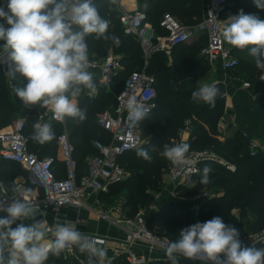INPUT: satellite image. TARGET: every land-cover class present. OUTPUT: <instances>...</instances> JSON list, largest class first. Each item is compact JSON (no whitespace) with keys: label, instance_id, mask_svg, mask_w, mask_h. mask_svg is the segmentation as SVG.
I'll list each match as a JSON object with an SVG mask.
<instances>
[{"label":"trees","instance_id":"trees-1","mask_svg":"<svg viewBox=\"0 0 264 264\" xmlns=\"http://www.w3.org/2000/svg\"><path fill=\"white\" fill-rule=\"evenodd\" d=\"M138 8L147 12L148 21L159 33H164L160 28V21L163 13L171 12L179 21L184 24H196L204 18L205 8L202 0H137ZM99 10L100 15L109 20L107 36L113 35L120 38V45L116 46L111 39H96L95 34L89 35L86 40L88 44L89 57H104L110 51L122 55L124 68L118 70L111 90L98 82L97 71H93L94 81L97 85V92L94 97L86 94L85 89L78 98V106L87 109V119L77 123L72 118L67 117V127L72 143L75 145L74 157L77 161V176L82 177L88 172V157L98 154V150L93 145V140L100 139L108 141L110 133L97 124L96 115L98 112L111 108L116 103V95L123 89L125 80L129 73L135 69H140L145 64V56L140 40L130 33H126L120 20V10L118 0L111 3V0H93ZM145 3L148 8L145 9ZM243 9L247 14H258L264 10L258 9L253 0H228L227 14L236 15ZM264 19V13L260 17ZM206 35H201L193 42L180 43L172 47V60L168 62L165 51L153 54L148 61L147 71L156 78L157 107L148 114V117L140 121L139 130L143 141L138 148L149 150L152 156L151 162L137 156V149L128 151L119 157V162L126 166L128 171L134 173L124 181L111 185L108 193H101L100 199L108 201L113 199V191L117 186L127 181V195L129 200L127 205L134 201L135 209H130L126 215L133 216L138 211L139 206H150L154 201V195L149 188L156 187L162 172L169 165L161 153L163 146L168 145L171 138L176 137L180 128L186 120L192 122L190 142L194 149L211 148L217 154L233 162L237 168L235 171L227 169L214 161H204L200 163V173L197 182L193 186H179L180 194L195 195L207 188L221 189L219 195L210 196L199 200L200 208L196 215L189 203L172 202L164 203L156 211L151 219L147 221L155 225L154 232L167 237L175 242L179 238L180 230L191 226L197 222H205L214 216H219L226 224L230 213L239 209V213L254 212L257 214L254 228L257 231L264 229V149L258 150L256 154H251L250 141L252 138L264 140V83L258 81V76L262 72L255 65L254 60L244 61L239 59L238 65L233 69H228L232 76L239 77L242 74L250 81V89H237L233 96V110L237 117L238 126L233 135L220 139L218 123L226 111L227 86L218 81L215 84L220 89V95L215 100V107H211L204 102H196L192 99V92L197 90L190 86H182L184 76L191 77L193 74L202 76L205 72L196 66L193 54L199 51L203 61L209 66L208 61L202 56L201 50L207 44ZM235 51V50H234ZM250 56L248 52H233ZM192 61V63H191ZM190 62L191 64H188ZM242 72V73H241ZM183 75L180 78L177 76ZM200 78V77H199ZM25 79L16 73L12 86L4 79L0 69V128L7 125L17 115L27 117L25 132L28 136V147L30 151L36 152L40 157L46 155L57 156L58 136L63 131L60 122L52 121L51 127L55 133L52 141L41 145L34 142L31 137L34 133V125L37 115L43 108L29 107L16 96L14 89L23 87ZM259 90L257 98L252 97V92ZM245 132L247 135H245ZM156 151H152V147ZM205 166L212 169L210 173V183L201 184V173ZM19 173L25 172L19 163L2 159L0 161V179L7 186L13 184L14 178ZM24 173V174H25ZM55 173L57 177L66 174L64 164L57 158L55 162ZM128 179V180H127ZM241 222L235 224L239 229ZM151 229V230H152ZM257 248H264V244L258 243ZM76 254L82 257L87 264L86 254L79 252L74 246ZM56 262L58 264H72L68 258L49 257L46 264ZM114 264H129L124 255H119ZM150 264H171V262L154 259ZM178 264H185L181 261Z\"/></svg>","mask_w":264,"mask_h":264},{"label":"clouds","instance_id":"clouds-1","mask_svg":"<svg viewBox=\"0 0 264 264\" xmlns=\"http://www.w3.org/2000/svg\"><path fill=\"white\" fill-rule=\"evenodd\" d=\"M253 3L264 10V0ZM144 7L147 9L148 4ZM0 20L8 25L0 23V40L5 42L0 54L9 62L8 74L15 78L19 73L26 81L23 87L14 89L16 96L26 106L49 110L57 121L66 117L77 123L85 121L87 109L78 106V98L84 89L91 94L97 92L89 70L94 65L86 38L95 34L96 39H111L120 45L118 36L106 35L110 21L100 15L93 0H7V11L0 6ZM221 36L233 48L246 50L256 67L264 71V19L241 9L224 20ZM191 95L194 101L215 107L220 89L215 83H204ZM126 108L128 119L134 123L148 117V108L135 96L127 99ZM54 138L50 123L34 125V142L43 145ZM189 148L187 143L166 144L161 154L171 163L180 164ZM152 151H156L155 146ZM136 154L152 160L147 149L138 148ZM211 171L208 166L203 168L201 184L210 183ZM9 190L12 196L0 195V212L6 213L0 217V264H46L50 255L59 258L72 246L86 254L87 264H111L103 241L79 231L77 221L64 220L48 227L46 221L35 220L39 208L28 198L31 189L15 183L6 189L0 183V192ZM25 220L34 222L26 225ZM49 234L51 239H47ZM165 255L171 264H178L181 257L204 259L207 264H264V248L243 246L239 231L219 216L181 229L178 240L167 244Z\"/></svg>","mask_w":264,"mask_h":264},{"label":"built area","instance_id":"built-area-1","mask_svg":"<svg viewBox=\"0 0 264 264\" xmlns=\"http://www.w3.org/2000/svg\"><path fill=\"white\" fill-rule=\"evenodd\" d=\"M227 4L228 0H208L204 18L192 25L182 23L171 12L166 11L160 21V28L164 33H159L148 21L146 11L139 9L138 6L128 9L122 0H118L121 23L126 33L134 34L140 40L145 56V64L142 68L129 73L123 89L116 95L115 105L97 113V124L107 130L110 137L106 142L100 139L93 140V145L98 150V154L88 158V172L82 177L78 178L77 176V161L74 157L75 145L70 139L67 117L63 121H57L49 110L43 109L38 113L35 121V124L51 123L52 121L62 124L63 131L57 139V156L46 155L40 157L36 152L30 151L28 136L25 132L26 117L12 119L7 125L0 128V158L21 164L28 173L29 181H17L15 184L27 189H30L29 184L37 187V191L31 190L28 193L29 200L39 208V212L35 217L36 221H46L44 213L47 209L58 210L67 205L84 206L96 211L99 216L111 221L124 231L123 246L125 248L114 252L113 258L124 255L129 264H146L148 262L147 258L140 257L135 250L136 247L149 252L162 251L165 253V248L170 240L148 227L144 211L139 210L133 216L124 214L114 217L103 209L95 210L93 206L88 204V198L92 193H108L111 185L122 182L127 178L128 169L119 162V157L128 151L137 149L142 143V136L139 130L140 122L134 123L128 119L126 101L128 98L135 96L138 102L148 108V114L157 107L156 78L147 71L149 58L153 54L168 51L175 45L190 42L193 38L206 35L208 41L202 48L201 54L212 67L219 64L224 70L228 71V69H233L238 65L237 57L234 56L231 47L221 36L224 20L229 16L227 14ZM89 59L94 65L89 70H97L99 84L105 86L107 90H111L118 70L124 68L122 55L110 51L104 57L93 56ZM0 68L6 75H9V62L2 54H0ZM227 75L233 80H239L236 76ZM258 81L261 84L264 83V71L259 74ZM238 82L239 85L236 86L235 90L250 89L252 87L250 81ZM85 92L90 97L95 95L87 89H85ZM227 95L226 91V99ZM259 95V90L252 92L253 99ZM226 115L225 113L218 123L219 132L217 137L222 140L226 137L227 118L234 126H238L234 112L229 117H226ZM245 135H247L246 132ZM190 136L191 123L190 120H186L178 135L171 138L168 144L169 146L177 143L190 145L186 159L180 164L169 162L165 170L169 179L175 184L174 195L181 202L199 201L212 196V191L207 188L192 196L180 194L177 190L181 185L193 186L196 184L201 162L214 161L224 165L231 171H235L237 168L233 162L220 156L211 148L194 149L191 146ZM250 149L251 154H256L258 150L264 149V140L252 138ZM57 158L64 164L66 174L62 177H57L55 173ZM0 183H3L6 189L9 188L1 179ZM0 195L12 196L13 193L9 190L0 192ZM0 199H3V197L0 196ZM2 213L4 212H0V214ZM46 226L51 227L53 225L46 221ZM84 233L102 240V247L107 246L109 242L107 237L97 233ZM51 238L49 234L47 239ZM258 243L264 244V229L252 234L245 246L252 247ZM62 254L64 258H74L78 264H86L85 260L76 254L74 246L65 249ZM181 261L186 263L188 260L181 257L178 262ZM195 262L207 264L204 259H197Z\"/></svg>","mask_w":264,"mask_h":264},{"label":"crops","instance_id":"crops-1","mask_svg":"<svg viewBox=\"0 0 264 264\" xmlns=\"http://www.w3.org/2000/svg\"><path fill=\"white\" fill-rule=\"evenodd\" d=\"M202 1H203V5H204V8H205L204 10L206 12V7H207L208 0H202ZM122 2H123V4H125V7L128 8V9H132V8L138 6V1L137 0H122ZM0 6L4 7L5 10L7 11V0H0ZM205 12H204V15H205ZM0 23H4L5 27H8V25L6 24L5 21L0 20ZM195 39L196 38H193L188 43L193 42ZM4 43H5L4 41L0 40V46H2ZM170 50H172V48L168 49V51H165V52L167 53ZM212 68L216 72H219V75L221 76L220 77L221 78L220 81H222L223 83L227 84L226 86H227L228 95H227V99H226V111H225V113L227 114L226 117H229L230 114L232 113L233 96H234V93L236 92V90H235L236 86L239 85L238 81H242L243 82L244 80L239 79V78H238L239 79L238 81L237 80H233L232 78H230L227 75V74H229L228 71L224 70L222 68V66L219 65V64L214 66V67H212ZM90 71L93 73V71H97V70H90ZM1 72L7 78L8 84H10V86H12L14 78L10 77L9 75H6L3 72L2 69H1ZM19 117H25V116L21 114ZM15 118H17V117H15ZM15 118H13V119H15ZM226 120L228 122V128L226 129L225 136L229 137V136L233 135V133L235 132L237 127L234 126L232 124V122H230V120L228 118ZM1 160H2V158H0V161ZM21 168L24 171H26V169L22 165H21ZM26 175L28 177L27 171H26ZM127 177H128V175H127ZM163 177H164L163 178V184L165 185L164 191H161V192L157 193L154 196V201L150 205V208L153 209V214L156 211H158L161 208V206L164 203H166V202H172L174 200H177V201L181 202L174 195V192H175L174 190L176 188L174 182H172L169 179L167 173H165V175L163 174ZM17 181H29V180H28V178L26 180L25 178H23V176L21 174H19V175H17L14 178L13 183H16ZM29 188L31 190L37 191V187L32 186L30 184H29ZM220 193L221 192H219L217 194L216 193H212V196L219 195ZM99 195L100 194L92 193L89 196V198H88V204L93 206L95 210H99V209L105 210L102 207L103 203L101 202ZM96 200H97V203H96ZM185 203H189V205L191 206V208L194 211V213L196 215L198 214V210L200 208V203H199L198 200H189V201H186ZM235 211L237 212L236 209L234 210V212ZM45 213H46V215H44L45 219L50 225H54L57 222H63L64 220L77 221V225L76 226H77V229L79 231H81L83 233L84 232L97 233V234H99L101 236L107 237L109 242L107 243V246H105V248L107 249V257H108V259L112 260L111 264H114L115 259L117 258V257L113 258L114 252H116L118 250H123L125 248V246H123L124 231L121 230V228L119 226L113 224L111 221H109L107 219H104L101 216H99V214L96 211H94V210H90L89 208L84 207V206L78 207V206H73V205H67V206L61 207L58 210L47 209L45 211ZM124 214H122L120 211L111 213V215L114 216V217L122 216ZM5 215L6 214L2 213V214H0V217H3ZM33 222H34L33 220H25V221H23V223H25L26 225L27 224H31ZM17 223H20V221H18ZM15 226L16 225H13V227H15ZM135 250H136L137 254L140 257L147 258L148 262L146 264H150V262L152 260H154V259H161V260H165V261L171 262V261H169L167 259L165 253L162 252V251L149 252V251L144 250V249H142L140 247H136ZM70 260L73 261L72 264H78L77 261H75L74 258H71ZM50 263L58 264L56 262H50Z\"/></svg>","mask_w":264,"mask_h":264},{"label":"rangeland","instance_id":"rangeland-1","mask_svg":"<svg viewBox=\"0 0 264 264\" xmlns=\"http://www.w3.org/2000/svg\"><path fill=\"white\" fill-rule=\"evenodd\" d=\"M246 13V12H245ZM264 12H260L257 15L259 17H261L263 15ZM247 14V13H246ZM229 45V44H228ZM230 46V45H229ZM231 47V51L233 52H239L240 50H237L236 48ZM235 50V51H234ZM171 51L167 52V56H168V62H170L172 60L171 57ZM234 54V53H233ZM194 56V60L196 62V66L199 68V70H203L204 75L199 76L198 75H192L191 77H186L184 76V79L181 83L182 86H192L193 88L197 89L199 85L204 84V83H216L218 81L221 80V76L219 75V72H216L215 70H213L211 65H207L202 57L200 56L199 51L196 52V54H193ZM234 56L237 57V59H241L244 61H253L254 59L251 56H247V55H243V54H234ZM192 63V61H191ZM190 62H188V64H191ZM2 73V72H1ZM242 73V72H241ZM3 75V74H2ZM183 75H179L177 76V78H180ZM4 79L7 81V78L3 75ZM237 77V76H236ZM239 79H246V77H244L242 74H239V77H237ZM10 86V84H9ZM20 115H17V117H19ZM189 120V119H188ZM191 125L192 122L190 121ZM142 141H143V137H142ZM20 171H17L18 175L21 174L23 176V178H25L27 180V175L25 172L19 173ZM25 173V174H24ZM134 173V171H128V177H130L132 174ZM166 171L162 172L161 178L159 180L158 183H156L157 185H155L156 187H150L149 191L155 196L157 193L164 191V187L165 185L163 184V174L165 175ZM127 177V178H128ZM128 180V179H127ZM210 191H212V193H219L220 190L217 191V189L215 188H210ZM127 191H128V187H127V181L124 184H121L119 186H117L116 188H114L113 191V199L112 200H108V201H103L102 199L101 202L103 203L102 207L109 213H114V212H118L120 211L122 214H126V212L130 209H135L134 205V201H132V203L130 205H127L128 200H129V195H127ZM142 210L145 213L146 219L149 221L151 219V217L153 216V209L150 208V206L144 207V206H139L138 207V211ZM237 212L234 210L230 213V216L226 222L227 225L233 226L236 228V226H234L235 224L241 222V227L239 229H237L240 233V240L242 242V245L245 246L246 242L248 241L249 237L258 232L256 229L254 228L255 226V221L257 219V214H255L254 212H246V214H240L239 213V209H236ZM150 226L152 228H154L155 225L150 224ZM151 228V229H152ZM153 230V229H152ZM162 253V252H161Z\"/></svg>","mask_w":264,"mask_h":264},{"label":"water","instance_id":"water-1","mask_svg":"<svg viewBox=\"0 0 264 264\" xmlns=\"http://www.w3.org/2000/svg\"><path fill=\"white\" fill-rule=\"evenodd\" d=\"M185 264H202V263H199V262H195V261H191V260H188L186 261Z\"/></svg>","mask_w":264,"mask_h":264}]
</instances>
